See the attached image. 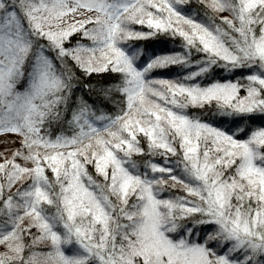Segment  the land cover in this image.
I'll return each mask as SVG.
<instances>
[{
    "label": "snow or ice",
    "instance_id": "6c2138e0",
    "mask_svg": "<svg viewBox=\"0 0 264 264\" xmlns=\"http://www.w3.org/2000/svg\"><path fill=\"white\" fill-rule=\"evenodd\" d=\"M0 137V264H264V0H0Z\"/></svg>",
    "mask_w": 264,
    "mask_h": 264
},
{
    "label": "trees",
    "instance_id": "16d2710c",
    "mask_svg": "<svg viewBox=\"0 0 264 264\" xmlns=\"http://www.w3.org/2000/svg\"><path fill=\"white\" fill-rule=\"evenodd\" d=\"M221 15H224V13H221ZM172 45L169 44L167 45V48H171ZM161 50H164V49H161ZM161 74H168V70L167 69H161V70H158ZM189 111H195L194 109H189Z\"/></svg>",
    "mask_w": 264,
    "mask_h": 264
},
{
    "label": "rangeland",
    "instance_id": "374dc122",
    "mask_svg": "<svg viewBox=\"0 0 264 264\" xmlns=\"http://www.w3.org/2000/svg\"><path fill=\"white\" fill-rule=\"evenodd\" d=\"M3 137H0V140H2ZM0 147H3V145H0ZM0 250H2V247H0Z\"/></svg>",
    "mask_w": 264,
    "mask_h": 264
}]
</instances>
